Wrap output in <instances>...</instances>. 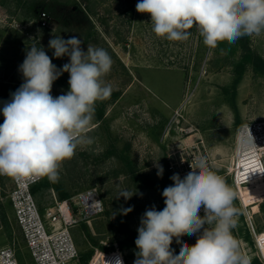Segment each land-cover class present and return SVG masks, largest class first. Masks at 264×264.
I'll return each mask as SVG.
<instances>
[{"label": "rangeland", "instance_id": "374dc122", "mask_svg": "<svg viewBox=\"0 0 264 264\" xmlns=\"http://www.w3.org/2000/svg\"><path fill=\"white\" fill-rule=\"evenodd\" d=\"M137 3L0 0V108L23 83L18 69L26 49L43 46L52 57L47 47L52 36L76 35L85 49L89 44L102 47L113 60L111 71L102 77L113 91L96 103L88 133L93 143L78 147L59 169L69 196L96 188L103 201L101 214L71 229L86 259L96 250H112L125 238L137 237L145 210L165 207L162 192L173 184L169 164L178 149L199 146L217 173L227 174L225 182L235 193L229 172L237 131L244 122L264 120V32L211 50L195 26L187 41H169L154 34L150 14L138 13ZM67 62V57H52L58 68ZM68 79V73L60 76L51 94L66 93ZM157 163L163 166L162 178L157 176ZM246 181L244 198L251 206L235 193L238 215L232 232L251 264H264L254 234L261 233L264 252V193H255L249 177ZM13 188L12 178L0 176V247H14L20 264H35L15 218ZM125 192L134 195L125 200ZM34 196L44 213L59 194L45 185ZM129 207L133 210L123 215L121 209ZM180 240L194 245L196 236ZM172 244H178L175 237ZM123 251L133 264L136 247Z\"/></svg>", "mask_w": 264, "mask_h": 264}, {"label": "clouds", "instance_id": "9594fccd", "mask_svg": "<svg viewBox=\"0 0 264 264\" xmlns=\"http://www.w3.org/2000/svg\"><path fill=\"white\" fill-rule=\"evenodd\" d=\"M136 11L150 14L154 34L169 41H187L195 26L210 50L264 32V0H138ZM47 47L52 57L68 62L58 68L43 46L27 48L18 69L23 83L0 108V176L17 182L45 177L58 182L62 163L78 147L93 143L88 133L96 103L113 91L102 79L113 64L106 49L91 44L85 49L76 35L52 36ZM64 73L69 89L53 96V84ZM156 168L162 178L163 166ZM190 168L183 178L178 173L170 177L162 210L153 205L141 216L133 264H251L232 232L238 215L235 193L206 158L195 159ZM184 235L196 236V243L182 242ZM174 237L181 245L178 254L171 247Z\"/></svg>", "mask_w": 264, "mask_h": 264}, {"label": "built area", "instance_id": "2783aa9c", "mask_svg": "<svg viewBox=\"0 0 264 264\" xmlns=\"http://www.w3.org/2000/svg\"><path fill=\"white\" fill-rule=\"evenodd\" d=\"M199 157L206 158L209 168L218 174L208 154L193 144L173 154L169 164L171 175L178 173L183 178L191 171L190 164ZM250 160L257 163L255 168L249 167L252 173L257 175L260 172L264 176V120L244 122L237 131L235 157L229 174L236 186L235 193L241 196V185H247L245 182L251 175L246 166ZM218 175L224 180L227 177L226 173ZM42 179L24 182L13 179L14 188L10 193L16 221L35 264H128L124 251L118 247L107 251L96 250L87 259L76 247L72 227L104 211L96 188L66 199L55 196V204L42 213L32 192V186ZM200 215H204L203 209ZM254 234L258 240L260 233L254 230ZM0 264H20L14 247H0Z\"/></svg>", "mask_w": 264, "mask_h": 264}, {"label": "trees", "instance_id": "16d2710c", "mask_svg": "<svg viewBox=\"0 0 264 264\" xmlns=\"http://www.w3.org/2000/svg\"><path fill=\"white\" fill-rule=\"evenodd\" d=\"M45 185L52 186L58 192L59 197L61 199H66L70 197L69 193L65 190L60 180H58V182H50L47 178H44L43 181L34 184L32 186V192L35 194L38 191V189L42 188ZM136 238L137 237L125 238L124 240L120 241L117 247L120 248L121 250H126L131 247H136L135 245ZM171 247L175 249L176 253H179L180 250L179 244H172ZM252 264H259V262L258 260H253Z\"/></svg>", "mask_w": 264, "mask_h": 264}, {"label": "bare ground", "instance_id": "6f19581e", "mask_svg": "<svg viewBox=\"0 0 264 264\" xmlns=\"http://www.w3.org/2000/svg\"><path fill=\"white\" fill-rule=\"evenodd\" d=\"M250 163L247 164L246 166L251 167V166H254V168L256 167V161L255 160H250L249 161ZM248 172L251 173L249 179L251 181V183L253 184V187H254V192L255 193H264V176H263V173L261 174L260 172H257V175H254L251 171V169L249 168L248 169ZM241 190H242V199L244 201V203L247 205V206H250L246 201H245V193H244V189H243V186L241 185ZM258 236V247H259V250L260 252L262 253L263 257H264V252L262 250V247L260 246V243H259V238L261 236V233L257 235Z\"/></svg>", "mask_w": 264, "mask_h": 264}]
</instances>
